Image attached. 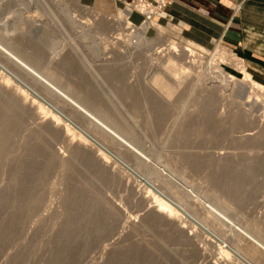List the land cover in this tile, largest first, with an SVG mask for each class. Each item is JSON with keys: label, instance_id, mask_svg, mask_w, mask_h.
Returning <instances> with one entry per match:
<instances>
[{"label": "rangeland", "instance_id": "obj_1", "mask_svg": "<svg viewBox=\"0 0 264 264\" xmlns=\"http://www.w3.org/2000/svg\"><path fill=\"white\" fill-rule=\"evenodd\" d=\"M205 1H228L232 14L218 8L217 23L176 0L181 15L170 19L168 5L155 12L144 0H0V43L150 160L0 53V118L11 120L0 264H246L235 253L264 264V249L236 230L264 245V6ZM240 13V37L224 36ZM244 70L258 87L243 86ZM160 74L176 87L170 97L151 83ZM159 194L185 214L154 211Z\"/></svg>", "mask_w": 264, "mask_h": 264}, {"label": "bare ground", "instance_id": "obj_2", "mask_svg": "<svg viewBox=\"0 0 264 264\" xmlns=\"http://www.w3.org/2000/svg\"><path fill=\"white\" fill-rule=\"evenodd\" d=\"M141 8V7H140ZM142 10V9H141ZM152 12V11H151ZM168 12V11H167ZM151 15V14H150ZM126 16V15H124ZM122 17V16H121ZM120 18V17H119ZM74 20V19H73ZM81 21V19L79 20ZM127 22V21H126ZM78 23V22H77ZM117 23V22H116ZM129 23V22H127ZM99 26H101L102 28H106L107 24L100 21L98 23ZM122 25V24H121ZM152 25H155L154 23ZM153 27V26H151ZM160 28V27H159ZM89 29V28H88ZM161 29V28H160ZM119 37V36H118ZM128 39V38H127ZM182 43V42H181ZM169 46V45H167ZM183 45H181L180 47H182ZM192 46L193 49V45ZM188 47V46H187ZM195 47V46H194ZM197 47V46H196ZM170 48V47H169ZM168 48V49H169ZM179 46L176 47H172L171 50L175 53V52H180L182 54H184V51L189 52L188 54H192L191 50H189V48L183 50H179L178 49ZM199 47H197L198 49ZM183 49V48H181ZM195 51V50H194ZM0 53H2L6 59H8L10 62H12L13 64H15L16 66H18L20 69H22L25 73H27L29 76L33 77L34 79L38 80L40 83H42L45 87H47L51 92H53V94H55L56 96L60 97L62 99V101H64L65 103H67L74 111L80 113L81 115H83L84 117H86L92 124H94L95 126L99 127L100 129H102V131H104V133H106L107 135H109L111 138L116 139L119 143L123 144L124 146H126L129 150L131 149L133 153H135L136 155L139 156V152H137V149H134L132 145H130V143H128V141L114 128H112L111 126H109L103 119H101L98 115H96L95 113L91 112L90 110H88L85 106H83L82 104H80V102H78L75 98L72 97V95H70L67 91L61 89L60 87H58L54 82H52L50 80V78L48 77L49 75H44L41 72H39L37 69H35L33 66H31L30 64H28L23 58H21L19 55H17L15 52L9 50L6 46H4L2 43H0ZM171 53V51H170ZM197 53V52H196ZM187 54V53H185ZM184 57H186V55H184ZM221 60V59H220ZM219 69V68H218ZM242 70V69H241ZM219 70H216V72ZM244 78L243 80L245 82H242L244 87H248V86H259V84H257L256 82H254L249 74L244 70ZM218 73H216L217 75ZM221 76V73L218 74ZM51 76V74H50ZM228 76V75H227ZM228 78V77H227ZM226 78V79H227ZM16 79V78H15ZM233 79V78H232ZM18 81V79H17ZM20 81H18L17 83H19ZM151 83L152 85H154V87H156V89H159V91H161L163 93L164 96H172L173 93L176 90V87L172 86L167 79L165 78V76L163 74L160 75H154L151 79ZM179 83H177L178 85ZM227 86L229 85H233V82H231V80L229 79V81L226 84ZM26 87V86H25ZM28 88V87H27ZM71 88V87H69ZM235 88V87H234ZM26 89V88H25ZM21 90V89H20ZM19 93V92H18ZM34 101V100H33ZM2 102V101H1ZM4 103V102H2ZM0 104L3 105V104ZM41 106L39 104V108L41 109ZM44 106V105H43ZM3 107V106H2ZM1 107V109H2ZM264 107V106H263ZM262 109V108H261ZM3 111V110H2ZM6 110L4 109V112ZM54 112H57L55 109H53ZM262 111V110H261ZM50 112V111H49ZM7 113V111H6ZM52 114V118L56 121V123L59 121H62L61 118H59L58 116H56L55 114H53V112H51ZM153 114V113H152ZM5 113H3V116L1 114V118H0V122L3 125L2 127H4V130H2L1 134H0V149L3 148L5 141L7 140L8 137V133L9 131L7 130V127L10 126V122L11 120L9 118H6V115L4 117ZM50 115V114H49ZM102 115H104L105 117H108L106 113H102ZM11 116V115H10ZM12 117V116H11ZM13 118V117H12ZM16 118V117H14ZM65 119V118H64ZM64 121H68L67 119H65ZM66 123V122H64ZM68 124V123H67ZM71 124V123H70ZM68 125H65L66 130H68ZM81 133V132H80ZM83 133V132H82ZM87 136V135H86ZM85 136V137H86ZM83 138V136H81ZM247 139H251L253 140L254 138L250 135V134H245V136ZM86 140V139H85ZM90 141V140H89ZM248 141V140H247ZM94 142V141H93ZM96 143V142H94ZM255 143V142H254ZM44 144V143H43ZM98 145V144H97ZM254 146V145H253ZM47 147V146H46ZM100 147V146H99ZM40 149V148H39ZM45 149V148H44ZM43 149V150H44ZM103 149V148H102ZM50 151V150H49ZM99 151V155L100 157L105 156V154L103 153V151L101 150V147L98 148ZM105 151V150H104ZM45 152V151H44ZM102 155V156H101ZM141 156V154H140ZM99 157V156H98ZM143 157V159L147 162H150V160L148 158H146L145 156H141ZM264 157V155H263ZM105 158V157H104ZM103 159V158H102ZM262 159V157H259V160ZM264 160V159H262ZM261 160V161H262ZM103 164V163H102ZM162 164V163H161ZM264 164V161H263ZM32 165V164H31ZM34 165V164H33ZM153 165L155 166V164L153 163ZM160 166V164H159ZM158 164L156 165V167H158V170L164 174L166 177H168L170 180L176 182L177 184H179V182H177V180L174 178V175L170 174V172H168V170L163 166V167H159ZM30 164H25L23 163L22 168L28 170V168H30ZM27 172V171H26ZM182 184V183H181ZM180 187H182L189 195H191L192 197L197 198V196L194 194V191L189 187V186H181L179 184ZM188 187V188H187ZM153 192V191H152ZM150 193V192H149ZM155 194V193H154ZM158 194V193H157ZM151 195V194H149ZM153 195V194H152ZM153 199L156 201V206L154 208V211L157 212H162V213H166L169 217L171 216H179L178 211L181 212V216L182 214H185V212L182 210V208L178 207L176 205V203L174 204L173 202L169 201L168 199H166L165 197H163L162 195H158L153 197ZM208 205V204H207ZM208 209L210 210V213L215 217V219L217 218V220L223 222V223H227L229 224L232 228H234V224L232 223L231 220H229L226 216H224L222 213L214 210L211 206H207ZM9 223L10 221L8 220V218L6 219V223ZM236 230L238 232H240L241 234H243V236H245L246 238H248L252 243H254L255 245H257L258 247H261L264 249V245L261 244L259 242V240H257L255 238V236L253 237L252 235H250V233L246 232V230L240 229V228H236ZM220 249L222 250L223 248L220 247ZM229 249V248H228ZM226 254H228L227 250H223ZM242 254V253H241ZM235 255L241 259L244 263L249 264L246 260H244V258L242 257L243 255H240V253H235ZM249 260V259H248Z\"/></svg>", "mask_w": 264, "mask_h": 264}, {"label": "crops", "instance_id": "obj_3", "mask_svg": "<svg viewBox=\"0 0 264 264\" xmlns=\"http://www.w3.org/2000/svg\"><path fill=\"white\" fill-rule=\"evenodd\" d=\"M176 1H180V2H190V5L192 7L207 12V14H209L211 20L212 21H215L217 23H219V22L220 23H224L225 20H226L224 18L223 19L224 21H223L222 19H220V18L217 17V13L221 12L220 9H218V8L223 9V12H225L224 15L227 13L226 16H229V15L232 14L231 9L227 8L228 5H229L228 4L229 3L228 1L227 2L224 1L223 3H220V1L219 2L218 1L217 2L216 1H214V2H208V1H205V0H176ZM179 3H175V4H179ZM226 3H227V5H226ZM240 3H241V8L242 9L243 8L244 9H247L248 7H252L253 6L252 5L253 3H256L258 5H263L264 6V0H240ZM216 11H217V13H216ZM223 12H222V14H223ZM166 13H168L169 16H170V17H168L166 15L167 19H170L175 14L178 15V16L181 15V13L179 12V7H177L176 5H174V6L173 5H168L166 7ZM163 16H165V15H163ZM245 19H246V14H243V16H242L241 13H240L239 14V17L236 20L234 19V22H233L232 27L229 26L224 31L223 35L224 36H228V37H231V35H232V36H235L236 38L237 37L239 38L240 35H239L238 29L243 28V27H241V25L244 24ZM237 24H240V26H238ZM243 26H245V25H243ZM212 38H214V37H212Z\"/></svg>", "mask_w": 264, "mask_h": 264}, {"label": "built area", "instance_id": "obj_4", "mask_svg": "<svg viewBox=\"0 0 264 264\" xmlns=\"http://www.w3.org/2000/svg\"><path fill=\"white\" fill-rule=\"evenodd\" d=\"M151 1V2H150ZM173 0H144V3H147L144 7L148 8L151 6V8L155 12H159L162 8L172 3ZM144 19L146 18V15L143 13Z\"/></svg>", "mask_w": 264, "mask_h": 264}]
</instances>
